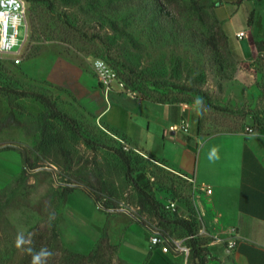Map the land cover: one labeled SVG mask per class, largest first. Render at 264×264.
Instances as JSON below:
<instances>
[{
	"label": "rangeland",
	"instance_id": "374dc122",
	"mask_svg": "<svg viewBox=\"0 0 264 264\" xmlns=\"http://www.w3.org/2000/svg\"><path fill=\"white\" fill-rule=\"evenodd\" d=\"M26 3L22 62L0 54V264H32L29 249L42 247L51 253L46 264H194L149 248L147 227L159 226L162 208L142 190L189 203L192 188L83 107L92 101L99 109L93 62L106 61L137 95L191 100L209 131L257 128L264 127V42L249 48L250 40L225 33L219 17L227 29L247 26L242 13L227 18L237 2L226 0ZM216 5L224 6L219 17ZM21 90L46 95L59 114ZM214 247L207 264H220Z\"/></svg>",
	"mask_w": 264,
	"mask_h": 264
},
{
	"label": "crops",
	"instance_id": "0c3cea01",
	"mask_svg": "<svg viewBox=\"0 0 264 264\" xmlns=\"http://www.w3.org/2000/svg\"><path fill=\"white\" fill-rule=\"evenodd\" d=\"M263 1L226 0L237 2L227 17L230 21L241 13L246 19L247 26L238 29L233 24L226 28L225 19L217 13L224 6L216 5L225 33L235 40L239 32H244L245 40H250L249 48L255 41H264ZM242 53L245 60L253 57L252 52L251 56L247 51ZM90 88L99 92V109H93L92 101L83 107L102 126L148 159L164 162L191 188L186 178L213 189L212 194H200L208 218L213 220V231L239 238L232 249L214 247L220 264H264V133L252 124L209 131L202 126L199 106L189 99L131 96L117 90L107 93L94 81ZM182 118L189 122L188 132L171 131L170 126ZM246 127L254 132L247 134ZM173 257L183 260L182 255Z\"/></svg>",
	"mask_w": 264,
	"mask_h": 264
},
{
	"label": "built area",
	"instance_id": "2783aa9c",
	"mask_svg": "<svg viewBox=\"0 0 264 264\" xmlns=\"http://www.w3.org/2000/svg\"><path fill=\"white\" fill-rule=\"evenodd\" d=\"M24 27V36L20 35V26ZM238 38L244 36V32L237 34ZM29 39V25L27 20V3L26 0H15V3H9V0H3L0 3V54L12 56V60L17 65L22 62V52L25 43ZM93 69L98 83L107 92L117 90L121 93L136 96L137 93L128 88L126 82L119 76L117 71L102 59H96L93 62ZM170 130L173 132L183 131L188 132L189 122L186 118L178 123L172 124ZM246 133H253L251 127L245 128ZM192 186V205L194 214L199 222L198 235L208 239L210 247L222 245L226 249H232L236 246L237 236H222L218 231H213V220L208 218V213L203 205L200 194L206 192L212 194L213 189L204 184H197L192 178H186ZM151 184L154 178L151 177ZM156 191V189H154ZM166 208L171 211H178L180 215L188 217V214H183L186 209L183 207L177 198L170 197L165 201ZM149 230V248L153 251L163 253L164 255H182L186 260L190 256V246L187 244L189 237H176L163 233L162 229L156 224H151L147 227Z\"/></svg>",
	"mask_w": 264,
	"mask_h": 264
},
{
	"label": "trees",
	"instance_id": "16d2710c",
	"mask_svg": "<svg viewBox=\"0 0 264 264\" xmlns=\"http://www.w3.org/2000/svg\"><path fill=\"white\" fill-rule=\"evenodd\" d=\"M258 42L262 43L264 41H258ZM175 88L183 91L188 90L186 87L176 86ZM16 93L22 96H32L37 100L41 101L42 103H44L46 106H48L52 111H54V113L59 114V112L56 110L54 106V103L51 102L49 98L42 93L29 91V90L16 91ZM257 129L264 133L263 126H259L257 127ZM119 155L125 160L127 164H130L129 158L124 152H119ZM142 177L143 176H141V178ZM142 193L146 202L150 206H152V208L156 210H159V207L162 208V213H160L159 215V220L160 223H162V225H160V223L158 225L162 229L163 233L173 235L176 237L190 236V238L187 240V244L190 246L191 249L189 259L193 261L194 264H207V258H209L211 255L210 252L211 248L208 245L209 242L208 239L198 235L199 222L194 214L192 199L190 198L189 203L180 201L181 203L184 204L183 206L186 209L185 213L188 214V217H184L180 215L178 211H171L168 208H166L165 201L161 199L159 200L157 197L155 198V196L150 192H148L146 188L142 190ZM80 257L81 258L84 257V261H85L87 256H80ZM164 257L167 258L168 256L164 255Z\"/></svg>",
	"mask_w": 264,
	"mask_h": 264
},
{
	"label": "clouds",
	"instance_id": "9594fccd",
	"mask_svg": "<svg viewBox=\"0 0 264 264\" xmlns=\"http://www.w3.org/2000/svg\"><path fill=\"white\" fill-rule=\"evenodd\" d=\"M3 3V0H0ZM9 3H15V0H9ZM25 244V240L21 234H18L16 239V246L19 248L21 245ZM32 255V264H46L47 259L51 256L50 251L47 248L42 247L39 252L29 249Z\"/></svg>",
	"mask_w": 264,
	"mask_h": 264
},
{
	"label": "water",
	"instance_id": "95a60500",
	"mask_svg": "<svg viewBox=\"0 0 264 264\" xmlns=\"http://www.w3.org/2000/svg\"><path fill=\"white\" fill-rule=\"evenodd\" d=\"M23 152H24V160H25V163L27 164V156H26V153L24 150H23Z\"/></svg>",
	"mask_w": 264,
	"mask_h": 264
}]
</instances>
